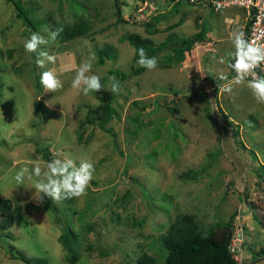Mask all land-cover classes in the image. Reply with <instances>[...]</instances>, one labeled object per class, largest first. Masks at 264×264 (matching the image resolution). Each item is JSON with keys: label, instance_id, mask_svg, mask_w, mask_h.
Segmentation results:
<instances>
[{"label": "rangeland", "instance_id": "rangeland-1", "mask_svg": "<svg viewBox=\"0 0 264 264\" xmlns=\"http://www.w3.org/2000/svg\"><path fill=\"white\" fill-rule=\"evenodd\" d=\"M14 1L0 0V196L11 199L13 216L11 225H0V264H24L9 244L47 264H137L144 254L161 264L167 256L161 237L171 227L191 222L207 235L231 215L245 233L238 263L264 261L252 256L264 244V104L247 86L250 79L232 85L234 96L221 91L232 83V37L244 24L225 16L241 7L214 10L189 0H146L144 7L145 0H17L28 23ZM65 30L80 34L69 37ZM52 31L56 39L39 50L56 62L41 68L38 53H27L24 42L32 33L48 38ZM130 32L159 45L145 51L157 58L155 69L138 65ZM93 56L88 75L100 76L106 86L115 76L118 93L85 95L83 86L72 87L80 65ZM48 70L63 84L55 93L40 83ZM221 72L227 80L217 78ZM103 97L112 98V112L102 127L89 110ZM36 99L49 116L36 109ZM44 149L50 161L42 157ZM57 158L76 166L90 161L95 172L87 195L53 201V211L45 206L48 198L42 204L33 199L36 178L27 177L34 165L47 171ZM21 168L29 172L17 186Z\"/></svg>", "mask_w": 264, "mask_h": 264}, {"label": "clouds", "instance_id": "clouds-1", "mask_svg": "<svg viewBox=\"0 0 264 264\" xmlns=\"http://www.w3.org/2000/svg\"><path fill=\"white\" fill-rule=\"evenodd\" d=\"M58 35L57 31H52L48 38L32 33L30 38L25 40L24 49L27 53H38L35 63L43 68L47 63L54 64L56 57L50 55L46 51L39 50L42 45H47L50 41H54ZM87 43V41H85ZM232 43L234 46V63H230L229 67L236 73L232 78V83L222 86L221 91L234 96V85L243 84L247 77L253 76V79L248 82L254 98L257 103L264 104V78L256 76L255 70L264 65V47L256 44L255 41H249L245 38L243 31H237L233 34ZM138 65L148 70L157 67V58L147 56L143 48L139 49ZM95 57L83 62L78 68L75 77L72 80V87L80 89L85 95L89 92H99L108 90L112 94H116L120 90V83L115 76L109 77V84L106 86L101 82L98 75H88L92 71V60ZM221 63L224 62L221 58ZM264 70V69H262ZM203 76L202 73H200ZM219 80H227V76L221 72L217 77ZM40 83L43 85L46 92L55 93L62 89L63 84L53 71H43L40 74ZM27 168H21L15 175L14 179L17 186H23L25 183V174L28 173ZM95 172L94 164L90 161H81L79 166L71 159L61 160L59 158L52 160L47 164V171H43L39 164L33 166L32 172L28 175V179L35 177L33 185L35 195L33 199L42 204L45 198H49L54 202L59 203L64 199L80 198L87 195V189L93 179Z\"/></svg>", "mask_w": 264, "mask_h": 264}, {"label": "trees", "instance_id": "trees-1", "mask_svg": "<svg viewBox=\"0 0 264 264\" xmlns=\"http://www.w3.org/2000/svg\"><path fill=\"white\" fill-rule=\"evenodd\" d=\"M14 4L18 9V15L22 16L26 22L31 23V20L21 3L15 0ZM65 33L69 37L80 34L78 31L74 30L70 33L65 30ZM127 38L136 46L134 56H138L137 53L141 48H143L144 51L159 48V45H155L149 37H142V35L137 32L128 33ZM163 42L164 41L161 42V45ZM99 55L102 57V54ZM260 78H264V74H262ZM111 102L112 98L109 99V97H105L104 99L103 97L101 103L89 110L92 116L94 113L96 114L95 116L99 119V124L102 127L111 118ZM34 105L43 117L50 115L51 111L42 100L36 99ZM42 157L46 161L51 160L47 149L42 150ZM11 206L12 202L9 197L0 196V214L3 216L0 225L3 227L12 224L13 216L10 212ZM45 206L50 209L52 208L53 211H57V206L49 198L45 202ZM55 218L58 219L57 216H55ZM232 222L233 216L231 215L227 221L218 223L215 227L212 226L207 235L200 234L196 224L191 222L171 227L168 232L161 237V244L167 250V256L161 264H239L238 261L232 257L228 249ZM64 234L68 236L72 235L69 229H65ZM6 235L11 236L12 232L6 230ZM8 248L11 251V254L21 260L24 264H47L45 257L28 256L23 250L16 248L13 244H9ZM67 250L71 251L72 249L68 247ZM252 256L254 258L264 256V244L257 250L253 251ZM68 259H73V256L69 255ZM137 264L157 263L154 257L144 254L138 258ZM252 264H264V261L254 260Z\"/></svg>", "mask_w": 264, "mask_h": 264}, {"label": "built area", "instance_id": "built-area-1", "mask_svg": "<svg viewBox=\"0 0 264 264\" xmlns=\"http://www.w3.org/2000/svg\"><path fill=\"white\" fill-rule=\"evenodd\" d=\"M196 1L203 5H209L214 10H219L228 6L236 5L244 8L248 14V26L244 32L245 38L249 41H255L257 45L264 47V0H189ZM145 0L143 6L147 5ZM264 65L255 70L256 76L261 77L264 74ZM236 73L233 71L232 77ZM246 79H253L249 76ZM245 244V233L240 222H232V229L228 249L234 259H241Z\"/></svg>", "mask_w": 264, "mask_h": 264}, {"label": "crops", "instance_id": "crops-1", "mask_svg": "<svg viewBox=\"0 0 264 264\" xmlns=\"http://www.w3.org/2000/svg\"><path fill=\"white\" fill-rule=\"evenodd\" d=\"M232 6H236V5H232ZM232 6H228V7H232ZM228 7H225V8H228ZM231 13H232V15H226L225 19L227 21H231V22H233V21L235 22L237 20L243 19L244 24H243V30L242 31L245 32L247 29V26H248V21H249L247 11L242 7L241 8L237 7L235 9V12L232 11Z\"/></svg>", "mask_w": 264, "mask_h": 264}, {"label": "water", "instance_id": "water-1", "mask_svg": "<svg viewBox=\"0 0 264 264\" xmlns=\"http://www.w3.org/2000/svg\"><path fill=\"white\" fill-rule=\"evenodd\" d=\"M116 1V0H115ZM245 203V202H244ZM244 207H246V206H244Z\"/></svg>", "mask_w": 264, "mask_h": 264}]
</instances>
